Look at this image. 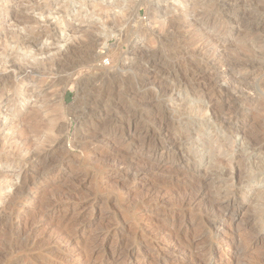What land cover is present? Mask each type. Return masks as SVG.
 Listing matches in <instances>:
<instances>
[{"label":"rangeland","instance_id":"1","mask_svg":"<svg viewBox=\"0 0 264 264\" xmlns=\"http://www.w3.org/2000/svg\"><path fill=\"white\" fill-rule=\"evenodd\" d=\"M100 8L124 11L106 42ZM64 45L14 96L13 66ZM44 93L69 161L39 170L10 137ZM0 264H264V0H0Z\"/></svg>","mask_w":264,"mask_h":264},{"label":"bare ground","instance_id":"2","mask_svg":"<svg viewBox=\"0 0 264 264\" xmlns=\"http://www.w3.org/2000/svg\"><path fill=\"white\" fill-rule=\"evenodd\" d=\"M71 2H69L67 4V10H65V13L61 16L58 17L56 24L52 25V28L54 27V30L56 29V25H64V24H70L71 22H79V19H77L76 17H74L72 15V12H70L71 9ZM96 10V9H95ZM123 10V9H122ZM121 13L124 15V11H121ZM94 14L96 16L95 21L100 22L101 27L96 23V22H92L88 19V21H82L81 25L85 26L82 28L81 31H94L100 28L104 29L105 31L102 32V35L104 36V41H108V39H110L112 36H118L116 34V28L118 27L120 21H123L122 19V14L121 16H116V15H111L110 12L108 11V9L106 8H100L97 11H94ZM91 18V17H90ZM93 18V16H92ZM91 18V19H92ZM94 21V20H93ZM75 22V23H76ZM99 26V27H98ZM63 28V27H61ZM59 29V27H57V30ZM66 27H64L62 29V34L64 36H66ZM60 34V35H62ZM59 35V36H60ZM120 36V35H119ZM67 37V36H66ZM125 38V36H124ZM92 39V38H91ZM103 40V39H102ZM98 41V40H97ZM68 42V41H67ZM125 42V41H124ZM20 43V42H19ZM97 45V44H96ZM95 45V46H96ZM64 46H61L60 49L56 48L55 51V56H53V54L51 55V57H49V59H44V60H32V63L30 64V62L28 64H30L32 67H34L33 69H31V71H27L26 69L22 68L21 66H17L14 65V69L15 71L18 73L17 75V82L14 83L13 85V93L14 96H16V94H24L25 95V91L26 88L24 87L23 83H29V79L31 78V76H33L35 73L42 71L41 74L47 75V79L46 81H43V79L45 80L46 77L42 78L41 81H43V83H41V85L38 84V89H42L44 87H47L46 84H48V80L50 81L49 86H51V84L53 85V83H55L54 81L56 80H52V76L56 75L57 76V72L58 71H64L65 69H67L66 65L63 64L64 62H62L63 59H56L57 57H60V53L62 52L61 49H63ZM68 47V46H67ZM66 47V48H67ZM71 47V46H70ZM69 49V48H67ZM55 50V49H54ZM53 51V50H52ZM69 51V50H68ZM67 52V51H66ZM50 53V52H49ZM52 53V52H51ZM65 53V52H64ZM63 55V54H62ZM65 56V55H64ZM78 64H75L74 67H78ZM21 65V64H20ZM25 65V64H24ZM134 65V64H133ZM87 66V65H86ZM95 66V64H94ZM132 66V65H131ZM138 67V66H137ZM69 68V67H68ZM88 68V67H87ZM78 69V68H76ZM93 69V68H92ZM132 69V68H131ZM130 69V70H131ZM94 71V69H93ZM60 72V73H61ZM40 73V72H39ZM38 74V73H37ZM36 74V75H37ZM128 74V73H127ZM201 74V73H199ZM131 75V74H130ZM136 75V74H135ZM198 75V74H197ZM202 75V74H201ZM38 76V75H37ZM137 76V75H136ZM199 76V75H198ZM58 77V76H57ZM130 76H128L129 79ZM56 78V77H55ZM133 78V77H132ZM138 78V77H137ZM38 79V78H37ZM131 79V78H130ZM139 79V78H138ZM150 79V78H149ZM196 79V78H195ZM36 80V78H35ZM39 80V79H38ZM39 80V81H40ZM109 80V79H108ZM114 80V79H113ZM125 80V79H124ZM200 80V79H199ZM31 81V80H30ZM37 81V80H36ZM53 81V82H52ZM93 81V80H92ZM104 81V80H103ZM110 81V80H109ZM131 81V80H130ZM150 81V80H149ZM148 81V82H149ZM47 82V83H46ZM112 82V81H111ZM110 82V83H111ZM117 82V80H116ZM146 82V81H145ZM32 83V81H31ZM30 83V84H31ZM128 83V82H127ZM105 84V83H104ZM107 84V83H106ZM109 84V82H108ZM115 84V82H114ZM131 84V83H130ZM150 84V83H149ZM34 85V84H33ZM36 85V83H35ZM141 85V84H140ZM114 86V85H113ZM52 87V86H51ZM35 88V87H34ZM49 88V87H48ZM107 88V87H106ZM115 88V87H114ZM29 89V88H27ZM131 89V88H130ZM23 90V92H22ZM37 90V89H36ZM91 90V89H90ZM111 90V89H110ZM126 90V89H125ZM128 90V89H127ZM102 91V90H101ZM104 92V91H103ZM127 93V91H126ZM17 94V95H18ZM132 94V93H131ZM19 98V97H18ZM17 98V100H18ZM232 98V97H231ZM38 99V98H37ZM230 99V97L228 98V100ZM20 102L19 104H25L27 103L25 98L20 97L19 98ZM227 100V99H226ZM227 100V101H228ZM14 101V99H13ZM16 101V100H15ZM233 101V100H232ZM112 102V101H111ZM229 102V101H228ZM236 102V101H235ZM225 103V102H224ZM16 104L15 106V110L18 113H22V110L20 109V105ZM36 106L33 107L32 109H30V112L28 115H22V117L19 118H15V124L14 126L11 128V137H10V142L12 143L13 146V151L11 156L14 158H19V160L23 161L24 166L26 165L27 167L29 166H33L38 167V169L40 170V167L42 166H46L49 164L48 160H50L52 157L54 158L57 155H60V160H58V164L62 165L65 164V162L69 161V157H68V151L66 148L62 147V142L64 140L63 137V128L64 125L61 122L62 121V117H61V109L57 108V111L52 110V100L49 94L44 93L43 96L41 97V99H38L36 102ZM227 104V103H226ZM236 104V103H235ZM230 105V104H229ZM232 105H234V103H232ZM228 106V104H227ZM184 108L187 107V103H184L183 105ZM225 107V106H224ZM229 108V107H228ZM236 108V107H235ZM222 109V108H221ZM232 110V109H231ZM229 111V110H228ZM233 111V110H232ZM236 111V110H235ZM16 112V113H17ZM57 112L56 115L51 116V114ZM230 113V111H229ZM228 114V113H227ZM234 114V113H233ZM107 116V115H106ZM138 116V115H137ZM140 116V115H139ZM216 116V115H215ZM230 116V115H228ZM154 117V116H153ZM220 116H218L219 118ZM222 117V116H221ZM85 117V121L88 120H92L93 118H89ZM149 118V117H148ZM160 118V117H159ZM224 118V117H223ZM225 119V118H224ZM214 120V119H213ZM220 121V122H219ZM224 121V120H223ZM221 121L220 119L216 118V123H219L220 126L224 125V122ZM226 121V120H225ZM93 122V121H92ZM107 122V121H106ZM89 123V122H88ZM108 123V122H107ZM128 123V122H127ZM122 124V121H121ZM162 124V123H161ZM222 124V125H221ZM140 125V123H139ZM138 125V126H139ZM209 126V124H207ZM137 126V127H138ZM198 126V125H197ZM213 126V125H212ZM97 127V126H96ZM91 128V130L89 131V133H86V135H88L87 137H91L92 138V142H90V145L96 146V141L97 142H101V144L105 143H109L108 142V136H102V140H100V136L99 135V130H97V128ZM143 127V126H142ZM164 127V126H163ZM122 128V127H121ZM120 128V129H121ZM141 128V127H140ZM203 128V127H201ZM139 129V128H138ZM220 129V128H219ZM225 129V128H224ZM126 130V129H125ZM137 130V128H136ZM160 130V129H159ZM118 131V130H117ZM227 131V130H225ZM230 131V130H229ZM102 132V131H101ZM114 132V131H113ZM137 132V131H136ZM223 132V131H222ZM142 133V132H141ZM103 134V133H102ZM115 134V133H114ZM140 134V133H139ZM147 134V133H146ZM80 135V134H79ZM82 135V133H81ZM135 135V133H134ZM145 135V134H144ZM153 135V134H152ZM159 135V134H158ZM161 135V134H160ZM85 136V135H84ZM83 136V137H84ZM99 136V137H98ZM139 137V136H138ZM145 137V136H144ZM155 137V136H154ZM153 137V138H154ZM85 138V137H84ZM82 139V137H81ZM81 139H79V137L76 136L74 143L71 144V148L72 149H80L81 151H86L85 148H90L87 147L89 146L88 144H83L81 145ZM145 139V138H144ZM88 140V139H87ZM139 140V139H138ZM149 140V139H148ZM153 140V139H151ZM86 141V139H85ZM125 141V140H124ZM131 141V140H130ZM133 141V140H132ZM144 140H142L143 143ZM119 143V142H118ZM117 143V144H118ZM136 143V142H135ZM139 144V142H137ZM151 143V142H150ZM154 143V142H153ZM161 143V142H160ZM159 143V144H160ZM141 144V143H140ZM156 144V143H155ZM171 144V143H170ZM127 146V144H125ZM143 145V144H142ZM147 145V144H146ZM83 146V147H82ZM140 146V145H139ZM145 146V144H144ZM150 147V146H149ZM163 147V146H162ZM129 148V147H128ZM152 148V147H151ZM154 148V147H153ZM156 148V147H155ZM149 149V148H148ZM164 150V149H163ZM156 151V150H155ZM32 156L28 159H26V156L28 154H31ZM50 158V159H49ZM228 158V157H227ZM10 160V159H9ZM15 160V159H13ZM11 161V160H10ZM229 161V160H228ZM9 162V161H8ZM225 162V160H224ZM233 162V160H232ZM224 164V163H223ZM133 165V164H132ZM221 165V164H220ZM220 165H215V167L213 168L214 170L219 169ZM228 165V164H227ZM232 165V164H231ZM224 166V165H223ZM224 168V167H223ZM131 169V168H130ZM221 169V168H220ZM223 170V169H222ZM237 175V173H236ZM240 175V174H239ZM36 177H28L24 183V186H26L28 184V181H34L36 180ZM240 180V179H239ZM248 182V181H247ZM246 182V183H247ZM29 185V184H28ZM21 195V193H20ZM23 196V195H22ZM224 213V212H223ZM22 231H20L18 233L19 236H22ZM180 241L178 240H174L171 242L172 246H177L180 245L179 244ZM209 250V249H208Z\"/></svg>","mask_w":264,"mask_h":264}]
</instances>
